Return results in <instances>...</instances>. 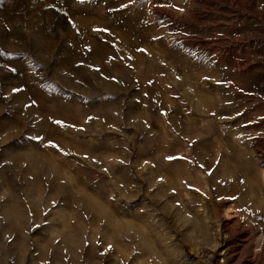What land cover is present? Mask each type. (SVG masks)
<instances>
[{
    "label": "rangeland",
    "instance_id": "rangeland-1",
    "mask_svg": "<svg viewBox=\"0 0 264 264\" xmlns=\"http://www.w3.org/2000/svg\"><path fill=\"white\" fill-rule=\"evenodd\" d=\"M0 264H264V7L0 0Z\"/></svg>",
    "mask_w": 264,
    "mask_h": 264
},
{
    "label": "crops",
    "instance_id": "crops-1",
    "mask_svg": "<svg viewBox=\"0 0 264 264\" xmlns=\"http://www.w3.org/2000/svg\"><path fill=\"white\" fill-rule=\"evenodd\" d=\"M247 1L257 6L264 7V0H247Z\"/></svg>",
    "mask_w": 264,
    "mask_h": 264
}]
</instances>
